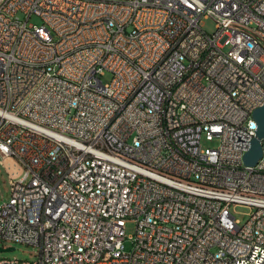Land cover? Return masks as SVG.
<instances>
[{
    "label": "built area",
    "instance_id": "1",
    "mask_svg": "<svg viewBox=\"0 0 264 264\" xmlns=\"http://www.w3.org/2000/svg\"><path fill=\"white\" fill-rule=\"evenodd\" d=\"M262 106L264 0H0V264H264Z\"/></svg>",
    "mask_w": 264,
    "mask_h": 264
},
{
    "label": "rangeland",
    "instance_id": "2",
    "mask_svg": "<svg viewBox=\"0 0 264 264\" xmlns=\"http://www.w3.org/2000/svg\"><path fill=\"white\" fill-rule=\"evenodd\" d=\"M17 16L20 18L21 21H26V15H24L22 12H19ZM42 23V20L36 16L33 15L28 20L29 25H40ZM205 28L208 32H213L215 29V23L211 20H205ZM229 50L228 46H224L223 51L227 52ZM103 81L106 83L111 80V74L106 73L105 76L102 77ZM219 145L218 140L213 141H207L205 139L202 140V146L205 149H212L217 148ZM8 163H11V161H8ZM8 175L5 170V168L0 164V204L8 199ZM250 209L245 206H237L232 207L231 212L235 216L237 220H239L241 223H244L248 219V213ZM136 229V223L134 220L129 219L125 221V234L128 237L125 246L127 249L130 248L131 242L130 237L134 234ZM0 247H2V244H0ZM13 247L14 249L11 251H0V258H18L21 260H35V255L38 252V248L36 246L27 245V244H21V243H7L5 244V248L7 249Z\"/></svg>",
    "mask_w": 264,
    "mask_h": 264
},
{
    "label": "water",
    "instance_id": "3",
    "mask_svg": "<svg viewBox=\"0 0 264 264\" xmlns=\"http://www.w3.org/2000/svg\"><path fill=\"white\" fill-rule=\"evenodd\" d=\"M254 118L257 123L256 137L252 140L249 151L245 154L244 162L247 165H255L262 155L261 139L264 138V106L258 108L254 112ZM13 247L3 249L0 251H11Z\"/></svg>",
    "mask_w": 264,
    "mask_h": 264
}]
</instances>
